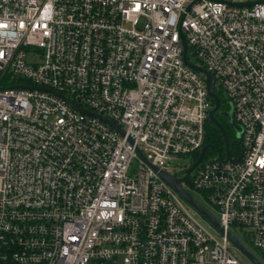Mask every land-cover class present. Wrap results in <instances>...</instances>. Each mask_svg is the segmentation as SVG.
<instances>
[{
	"label": "built area",
	"instance_id": "obj_1",
	"mask_svg": "<svg viewBox=\"0 0 264 264\" xmlns=\"http://www.w3.org/2000/svg\"><path fill=\"white\" fill-rule=\"evenodd\" d=\"M181 36L233 127L188 175L214 101ZM226 233L264 258V0H0V264H251Z\"/></svg>",
	"mask_w": 264,
	"mask_h": 264
},
{
	"label": "water",
	"instance_id": "obj_2",
	"mask_svg": "<svg viewBox=\"0 0 264 264\" xmlns=\"http://www.w3.org/2000/svg\"><path fill=\"white\" fill-rule=\"evenodd\" d=\"M261 2V1H257ZM237 6H245V5H250L253 3H234ZM181 41H182V46H183V61L186 66H188L190 69L197 71L201 74L204 75L205 80H206V86H207V91L209 96L213 99L214 101V108L209 112L208 120L209 124H211L213 127L219 130L223 143H224V148L226 150V153H228V148H229V139L226 134V131L224 130L223 126L219 123V121L215 118L216 113L219 111L220 108V100L219 98L211 91V86L213 84L212 78L210 74H208L204 69L195 66L193 64H190L187 60V44L184 40V37L181 36ZM232 111H229L228 113L223 114V116L229 117L231 115ZM100 118V117H99ZM102 119V118H100ZM105 121V120H104ZM109 125L113 126L112 123L108 122ZM212 146L210 145H205L197 160L195 163L186 171V174H190L193 169H195L198 164L202 161L206 151L211 148ZM140 155V154H139ZM154 171L158 173L160 178L165 181L177 194L178 196L184 200L192 209H194L206 222H208L212 227H214L218 232L221 234H224L223 229L220 227L218 219L205 207L203 206L193 195H191L189 192H187L184 188L181 186V181L180 179H177L175 177H172L164 172H160L156 170L155 168L152 167ZM226 238L228 241L234 246L237 251L246 259L248 260L251 264H264L260 259H258L248 248H246L238 239H236L233 235L226 233Z\"/></svg>",
	"mask_w": 264,
	"mask_h": 264
},
{
	"label": "rangeland",
	"instance_id": "obj_3",
	"mask_svg": "<svg viewBox=\"0 0 264 264\" xmlns=\"http://www.w3.org/2000/svg\"><path fill=\"white\" fill-rule=\"evenodd\" d=\"M215 116H216V117H219V119L222 120V116L219 115V113H216ZM223 119H224V120H223L224 127L226 128V130H227V132L229 133V136H230V143H232V142H233V127L229 124L228 120H226L224 117H223ZM213 144L219 146L218 142H213ZM231 148H232V147H231ZM209 154H210V155H209ZM207 155H209L208 158H213V157L216 155V151L210 149V150L208 151V154H207ZM191 161H192V159H191L190 157H184V158H180V159H179V163H181L182 165H186V166L191 165ZM256 255H257L259 258L262 259L260 253L256 252ZM262 260H263V259H262Z\"/></svg>",
	"mask_w": 264,
	"mask_h": 264
},
{
	"label": "flooded vegetation",
	"instance_id": "obj_4",
	"mask_svg": "<svg viewBox=\"0 0 264 264\" xmlns=\"http://www.w3.org/2000/svg\"><path fill=\"white\" fill-rule=\"evenodd\" d=\"M219 115H221L222 116V120L221 119H219V117H216L215 116V118L219 121V123L223 126V128H224V130L226 131V134H227V136H228V139H229V143H230V136H229V133L227 132V130H226V128L224 127V124H223V115L222 114H219ZM225 118V117H224ZM215 128V127H214ZM215 134H216V136H217V138H218V144H219V146H217V145H215V144H206V145H210V146H212L211 148H209V149H212V150H214V151H216V152H219V151H221V149L224 147V143H223V139H222V136H221V134H220V132H219V130L218 129H216L215 128Z\"/></svg>",
	"mask_w": 264,
	"mask_h": 264
},
{
	"label": "trees",
	"instance_id": "obj_5",
	"mask_svg": "<svg viewBox=\"0 0 264 264\" xmlns=\"http://www.w3.org/2000/svg\"><path fill=\"white\" fill-rule=\"evenodd\" d=\"M213 142H218V138H217V136L215 134V128L214 127H210L208 129L206 143L207 144H213ZM262 259L260 258V260H262L264 262V258L263 257H262Z\"/></svg>",
	"mask_w": 264,
	"mask_h": 264
}]
</instances>
